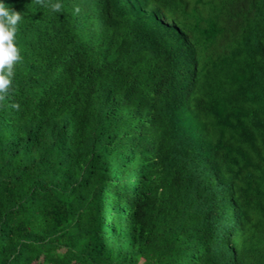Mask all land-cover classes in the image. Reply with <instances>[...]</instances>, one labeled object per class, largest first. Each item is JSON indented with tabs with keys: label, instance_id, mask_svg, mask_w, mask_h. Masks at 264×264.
<instances>
[{
	"label": "trees",
	"instance_id": "trees-1",
	"mask_svg": "<svg viewBox=\"0 0 264 264\" xmlns=\"http://www.w3.org/2000/svg\"><path fill=\"white\" fill-rule=\"evenodd\" d=\"M0 2V264H264V0Z\"/></svg>",
	"mask_w": 264,
	"mask_h": 264
},
{
	"label": "clouds",
	"instance_id": "clouds-1",
	"mask_svg": "<svg viewBox=\"0 0 264 264\" xmlns=\"http://www.w3.org/2000/svg\"><path fill=\"white\" fill-rule=\"evenodd\" d=\"M39 5L48 7L46 0H35ZM53 11L59 12L62 5L57 3L51 5ZM78 12L79 9L77 8ZM22 16L19 11L7 7L0 2V101H3L11 86L15 75L16 65L22 62L20 50L16 44V34ZM19 108V105H13Z\"/></svg>",
	"mask_w": 264,
	"mask_h": 264
},
{
	"label": "rangeland",
	"instance_id": "rangeland-1",
	"mask_svg": "<svg viewBox=\"0 0 264 264\" xmlns=\"http://www.w3.org/2000/svg\"><path fill=\"white\" fill-rule=\"evenodd\" d=\"M52 252H55V251H52Z\"/></svg>",
	"mask_w": 264,
	"mask_h": 264
}]
</instances>
